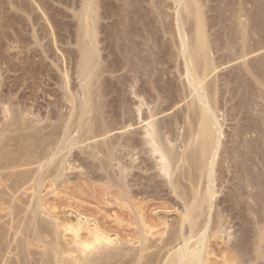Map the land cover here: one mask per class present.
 <instances>
[{"label":"bare ground","instance_id":"obj_1","mask_svg":"<svg viewBox=\"0 0 264 264\" xmlns=\"http://www.w3.org/2000/svg\"><path fill=\"white\" fill-rule=\"evenodd\" d=\"M122 1L124 6V8H122V13L124 11L123 17H125V19L119 16L124 20L121 18L123 21H118L119 23L117 22V26H114L113 29L110 28L112 30L109 32V36L113 37L112 41L114 42H112V44H114L113 46L116 48L115 52L117 51L120 54H118L121 56L119 60L122 59L123 64H120L122 61L120 62L118 60L119 64H114L115 67L112 66L114 68H110L111 66L101 63L102 61L100 62L101 64H99L101 57L99 55V50L101 51L103 48H101L99 45L100 42L97 39V23H99L98 19H101V17H99V10L102 7H100V0H81L79 11H77L76 14L74 13L78 19L76 29V44L78 48H76V50L79 56L75 77L77 81H79V88L69 87L70 83L68 84L67 81L68 73L63 71V78L59 82L63 104L60 105L59 111H56V109L53 111L55 113H53V109L51 110L52 103H50V109H48V107V110L45 108V114H42V112L39 113L40 108H38V110L32 109V103H29L30 105L28 104L29 106H27L25 104L26 101H21L23 99L13 97L10 92L6 93L4 91V93L0 89V264H258V261L264 258V249L262 248V241L264 240V199H261V197L259 198L258 196H260V194L258 193V196L255 195L256 198L258 197V200H255L253 203L251 202L253 205L255 203V207H250V214H252L251 217L255 225H252V234L249 233V235L251 234L252 236L247 238L249 241L244 239L248 232H246V228L245 230L243 229L244 227H242V224L238 225V227H242L239 228L243 229L246 235L242 234V236H245L241 237L242 230L239 229L241 233H239L240 237H238V235L235 234L238 228L236 232L231 233L229 227L232 226L227 224L228 221L223 222L224 218H222L224 217V214H222V212L224 213V209L225 216L230 213L228 217L231 218L232 210L230 209L233 207L235 208L236 206L234 205L236 203H238L236 205L240 206L243 202L240 199L245 195V190L243 191L241 182L243 185L246 184V187L250 185H252L251 187L257 186V192H259L258 190L262 187L259 177H262L263 174L260 172L261 175L257 173V170L255 171L253 169L254 167L250 170L249 167L253 165V162L251 165L248 164V166L250 165L248 167L246 164L247 161L244 159L245 157L243 158L242 156L243 153H246V155L250 154V149H252L253 152V148L256 149V153L258 154V145L251 148L250 145L246 144V146L242 141L243 144L239 143L240 141L236 139L238 141L236 145L233 144L224 147L225 151L222 156L223 163L226 162L228 164L229 160H234L233 163L236 162V165H232L235 167L232 172L236 173H234V177L238 179V184L234 185L235 187L231 190L232 192L230 191L231 193H228L230 194L231 202L233 200L235 204L232 203L233 206L230 205L229 196L226 195L227 198L223 199V201L226 202V199H228L227 205L232 206V208L228 206L230 212L228 211V214H226L228 210L226 205H224L226 208L223 206V211L219 209V211H214L215 214L212 212L213 203H216V201H213L214 198L216 199L217 196L215 197V195L218 192L216 185L217 183L219 184V182L223 184V179H225L226 175H224L222 168L217 166L218 164L221 165V163H216V157L218 155L219 157L221 156L218 154V150L221 146L220 144H222L221 137L223 135L222 126L218 119L219 116L216 112L219 106H217L219 100L216 98L218 97L216 94L218 91L216 90L217 88H215L217 85L214 83L215 81L212 77L211 79L213 81H206L207 77L211 73H214L217 67L216 63H214L215 61H213L214 59L210 56L213 44L211 42V46L209 42L211 40H209L210 32H208L207 29L208 24L206 26L205 18L207 17L202 9V7L207 8L203 5L210 0H173L174 3H180V1L183 3L182 7H180L181 9L176 11L175 29H173L175 34L171 31L176 35L175 37H177L178 40H175V37H173L174 35H170L171 38L170 36L167 38H170V40L172 39V42H170L171 44L173 43L172 46L174 48H172L175 50L173 55L176 61L183 59L181 62L183 67L178 62L176 63L175 59L173 60L176 64L174 63L173 67L175 73L179 74L178 77L184 74L185 78H182L185 79L188 85L185 89L191 94V99H189L191 101L186 102V104L188 103L187 107H185L186 109H181V111L185 109L181 116L178 109V111L173 112L171 115L169 113L168 117L166 115V117L163 118L159 117V115L163 114L168 109L170 111V108H172V106H177L178 103L174 101V97H171V94H174L173 84L169 83L170 81L168 82L166 78H163L165 75L164 72L167 71V69L165 64V68L162 63L159 64V57H161L160 52L162 53L163 51H160L159 48L161 46L158 47V43H156V40H158L156 37L158 35H154V30L150 31V29H154L150 22H152V24L155 22V24L159 26L158 29L164 28L165 25H163L162 12L159 11L160 8L157 7L155 0ZM222 1L224 0H221V2ZM229 1H231V3L234 2V0L233 2L232 0ZM235 1L237 4L243 3V0ZM255 1L252 0V2H250L252 4L253 2L255 3ZM204 2L206 3L204 4ZM224 3H227L226 0L223 4ZM257 4H259V2ZM11 5L13 6L12 3ZM252 5L254 7V4ZM16 8L18 9V7ZM111 8H113L112 5ZM145 8H148L150 11L147 12ZM256 9L257 11L254 7L253 11L255 10L258 12V8ZM241 11L243 10L238 9V11L234 13V18L232 17L234 24L228 29L232 27L230 31L236 36V38L234 37L236 39L235 41L239 43V46L238 44L237 46L235 45L238 47L236 49H238V51L241 49L239 51L240 53H237L241 54L239 57L244 58L249 52L253 51L251 53H254V50L248 49L250 32L248 28L252 29L250 25L255 22L250 21V19L256 16V12L254 11V16L251 14V17L248 14L249 12L252 13L250 9L249 12L244 10V13H242ZM149 12H151L150 14H154L153 18L151 15L150 20L152 21L149 20L150 22H148V17L150 16ZM247 16L251 18L249 19ZM256 18H254V20ZM259 19H261V17L258 18V21ZM258 21H256V24ZM250 22L252 24H250ZM148 23L151 26L150 29L148 28L150 27ZM108 26L110 25L108 24ZM256 26L254 27L256 28ZM224 28L226 29V27ZM255 28L252 29V32L256 31ZM247 30L249 31L247 32ZM164 31H166V29ZM164 31L162 30V33H164ZM168 32H170V30L167 31V33ZM104 34L107 33L104 32ZM222 34L224 33L222 32ZM232 35L230 36L231 38ZM216 37L218 38V36ZM234 38L233 40L231 39L233 42ZM218 40L219 42L221 41L220 38ZM227 40H225V42ZM224 44L226 45V43ZM3 51L1 52L3 55L0 54L1 59L3 56L2 60H4L5 57ZM163 55H165V51ZM235 56L236 59H238V54ZM116 57L115 59H117ZM3 62L4 61H2V63ZM104 62L106 61L104 60ZM170 66L171 64L169 67ZM258 66L256 67L259 68V70H263L264 67H262L261 64ZM169 67L167 66V68ZM121 70L123 73L118 75ZM251 70L252 69H250V71ZM116 72H118V76L113 79L105 76L106 74L112 76ZM255 74L257 76L255 75V80H253L256 81V86L259 87L257 89L262 91L260 92L261 95H258L261 97L263 95L264 97V80H262L264 78H259L263 77L259 76L261 73L256 72ZM262 75H264V72ZM125 85L129 88L130 97L126 96L125 90L123 89ZM189 94H187V96ZM30 99H32V97ZM253 102L255 101L253 100ZM262 105L263 104L260 105L258 110L264 107H262ZM255 106L256 105L253 103V108H255ZM62 107L63 109L65 107L66 110L63 111ZM253 108L251 107V109ZM256 108L253 109V111L256 110L257 112ZM251 109L249 108L250 111ZM260 113V118L258 117V119H255L252 117V120H250L251 122H247L249 125H252L250 127L254 133L258 132V130L261 131L260 127L263 126L262 128H264V108L262 111L260 110ZM138 123H143L140 129L137 131L131 130V132H129L130 128ZM181 123L183 124L182 129L184 128L183 133L178 132V126ZM251 128L249 129L246 127V129L249 130H251ZM118 130L122 131L121 135L113 136L111 134L114 131L118 132ZM235 131L236 133L234 135L236 136L243 133L242 131L238 134L237 130ZM10 133H15V136H8ZM261 140L262 142L260 143L259 141V143L262 145L258 146L260 148L264 145V138H261ZM232 141L234 143L235 140ZM73 147H78L82 155L84 153V156H86V158L84 157L83 159L76 158L79 161L77 162V166L74 163L77 160L72 159V161H70L66 158ZM260 148L258 149L262 151ZM225 152L226 155H224ZM71 157L72 156H70V158ZM257 157L258 156H256V158ZM85 159L90 160V162L87 161L89 164H87V162L85 163ZM76 167L82 169L84 167V172L82 171L84 177H82L85 182L84 186H88V189H81L80 185H76L77 187L75 186L74 190L76 191L77 188V193L71 192V194H76V198L77 195H83L84 192L86 197H90L92 193H90L91 191L89 192V190L93 188V185L98 184V186L102 188L103 194H109L111 203L118 206L119 210L121 212L124 211L125 215L128 216L127 220H130V222L127 223L130 224H128L129 226L127 227L133 225L131 232L126 230L127 233L124 234L127 235L131 233L128 238L127 236L122 238L124 235L119 237L120 234L118 236L115 232L116 230L113 231L112 229L111 230L115 232V234H110V227L106 229L105 226H103L104 224L101 227V224L99 225L96 220H90L88 217L80 216V213V215H75L74 219L65 217L64 219H59V217L56 216L57 214L51 212V207L53 206V209L55 208L54 205H49L50 208L46 207L47 201L44 199L46 196L44 195V197L43 194L41 195L42 189L45 186L53 189L55 185L57 188L58 184H65V182H67L65 176L68 174L66 173V175L64 172H67V169L69 171V169H74ZM113 167L116 168L115 174L111 172L112 170H108V168L111 169ZM229 167L231 166L229 165ZM217 171H219L218 174ZM228 171L230 170L228 169ZM257 174H259V176ZM63 176L65 179L62 180L61 178H63ZM216 181L219 182L216 183ZM262 185L264 186L263 182ZM79 188L81 190H78ZM261 189L263 190V188ZM79 191H82V193H79ZM261 192L264 193V190ZM254 194L255 193L250 195ZM85 195H83V198ZM255 197L253 196L252 198ZM250 198H248V200ZM251 200L253 201L254 199ZM149 203L162 206L165 204L166 207L172 205L175 207L174 210H176L177 215L170 220L166 217L160 218L157 215L159 218L157 217L158 219H154L155 221H153L152 219L155 217L151 219L147 216L148 214H146V207ZM217 203H220L218 199ZM246 204L249 205V202ZM247 205L241 206L247 208ZM215 206L217 205L215 204ZM220 206L222 208L221 203ZM241 209V211L244 212L243 207ZM247 209H249V207ZM236 210L239 211L237 208L235 211L233 209L234 212H236ZM238 211L236 213H239V216L237 215L235 217H239L237 219H240V214H242V212ZM246 212H248V210H246ZM122 214L124 215V213ZM125 215L123 217H125ZM116 216L118 217L119 215ZM119 218L121 217L119 216ZM123 219L126 220V218H122V220ZM117 220H120V223H122L121 219ZM127 229L129 230L130 228ZM212 238L216 240V242L214 241L215 247L210 245L213 243L209 244V239ZM217 239H220V244L222 243L224 245L220 247ZM246 253H248V255L250 254V258L245 259Z\"/></svg>","mask_w":264,"mask_h":264},{"label":"rangeland","instance_id":"obj_2","mask_svg":"<svg viewBox=\"0 0 264 264\" xmlns=\"http://www.w3.org/2000/svg\"><path fill=\"white\" fill-rule=\"evenodd\" d=\"M5 3H4V2ZM12 1V2H11ZM19 1V2H17ZM122 1V0H121ZM121 1L119 0H100V7L104 6L103 8L101 7L100 8V12H99V17H101V19L99 20L98 19V22L97 23V39L98 41L100 42V46L102 48V50L100 51L99 50V55L101 56L100 57V61H99V64L103 63V64H107L109 66H111L110 68H114L116 64H119V61L121 62L122 59L119 60V58H121V56H119L120 54L116 51L115 52V47L113 46L114 44H112V41L113 40V37H110V31L114 28V26H117V22L118 21H121L123 18L125 19V17H123V13H122V8H124L123 6V1L121 3ZM207 1V0H205ZM225 1V0H224ZM221 2V0H210L208 1V3L204 2L205 7L207 8H204L202 7L203 11L205 12L206 14V26L208 24V32L209 33V41L210 42V45L212 46L213 44V47H211V52H210V56L212 57V59H214L213 61H215L214 63H216L217 67L216 69L214 70V73H211L206 81H215L214 83H216V87L217 88L216 90L218 92H216L217 96V100L218 101V111L217 114H218V119H219V122L222 126V131H223V135L221 137V140H222V144H220L221 146L219 147V150H218V154H220L221 156L219 157V155L216 157V163L218 164L219 162L221 163L218 164L217 166L218 167H221L222 170L224 171V175H226L225 179H223V184H220L219 181H216L219 182V184L217 183L216 185V189H218V192L216 193L215 197L216 199L214 198V201H216V205L213 203V207H212V212L214 213V211H220L224 208L227 207V209L229 208L228 206L235 204V202L233 203V200L231 202V199H230V194L228 193H231L232 189H234V185L238 184V179H236L235 174L232 172L234 171L235 167H233L235 163L234 160H229L228 161V164L232 167H229V165L222 161L223 159V152L225 151V146H230V145H233V144H237L238 141H240L239 143H244L245 145L248 144L252 147H256L257 145H262L260 144L262 142L261 138H264V128L260 127V130L262 131H259L254 133L252 131V128L250 126H252L251 124L249 125L248 123H250L252 120V117L255 118V119H258V117L260 118V110L262 111V109L264 108V99H261V98H264L263 95L262 97L260 96L262 91H260V89L258 90L256 86V81L254 76L256 75L255 73H261L259 76H263V77H259L260 79L261 78H264V75L263 74V70H259V68H257L256 66H258L259 64L262 65V67H264V0H253L255 1V3L253 2L252 4H254V7H255V10L257 11L256 8H258V12L261 13L259 14L258 12H256L255 10V17L257 18L254 20V18L252 17V15L254 16V7L253 5L251 4L252 0L248 1V0H243V3H239L237 4L236 1L232 0L233 3H231V1H229V3L232 4H229L228 1L226 0L227 3H224ZM246 1V2H244ZM3 2V3H2ZM14 2V3H13ZM67 2H68V5H67ZM71 2V3H70ZM117 2V3H116ZM155 2L157 3V7L160 8L159 11L162 12V17H163V25L164 28L166 29V31H164L165 29L164 28H159V26L157 24H152V20H150L151 18V15H152V18L154 16V14H150L151 12H149V19H148V22H150L151 25H153L152 27L154 29H150L151 26L150 24L148 23V27L150 29V31H153L154 30V35L156 34V38H158V40H156V43L158 47H160V51H163L162 53L164 54V51H165V55H163L161 52H160V55L161 57L160 58V63H162L163 67L165 68L166 66V69L167 71L164 72V77L163 78H166L167 81L171 84H173L174 86V94L172 93L171 94V97H174V101H177L176 103H178L177 106L170 108L171 110L169 111V109L164 112L163 114L159 115V117H167L169 116V113L170 115L175 112V111H179L180 112V116L183 114L184 110L186 109L185 107H187V104L186 102H190L191 99V94H189L188 90L185 89V87L187 85L186 81H185V76L184 74L180 77H178L179 74L175 73L174 71V55L173 53L175 52V50L173 49L174 47L172 46L171 44V36L170 35H174L175 34V31L173 29H175V15H176V11L180 10L182 7V1H180V3H174L173 0H155ZM259 2V4H257ZM11 3L13 4V6L11 5ZM16 3V4H15ZM24 3V4H23ZM62 3V4H61ZM80 3H81V0H0V46L3 47L0 49V54L1 52L3 51L4 54H5V57H4V60L3 59V56H2V59H1V55H3V53L0 55V59L2 61H4L2 63V61L0 60V89L2 92H6V93H9L13 95V97H18L20 99H23L21 100L22 102L26 101L25 104L27 106H29L31 103H32V109H36L38 110V108H40L39 110V113L42 112V114H45L46 113V109L48 107V109H50V103L51 104V110L52 112L55 111H59L58 109L60 108V105H62V91L60 90L61 88L59 87L60 84L59 82L62 80L63 78V71L67 72V78H68V84H69V87H72V88H79V81H77V78L75 77L76 76V73H75V70H76V66H77V61H78V52L76 50V48H78L77 44H76V40H77V24H78V19L76 18V13L77 11H79L80 9ZM213 3V4H212ZM19 4V5H18ZM26 4V5H25ZM77 4V5H76ZM108 4V5H107ZM119 4V5H118ZM221 4V5H220ZM234 4V5H233ZM18 5V6H17ZM111 5L113 8H111ZM122 5V7H121ZM207 5V6H206ZM212 5V6H211ZM225 5V6H224ZM247 5V7H246ZM256 5V6H255ZM258 5V6H257ZM66 6V7H65ZM75 6V7H74ZM146 6L148 7V5L146 4ZM221 6V7H220ZM230 6V7H229ZM236 6V7H235ZM18 7V9L16 8ZM24 7V8H23ZM27 7V8H26ZM29 7V9H28ZM68 7V8H67ZM109 7V8H108ZM209 7V8H208ZM234 7V8H233ZM253 7V8H252ZM261 7V8H260ZM21 8V9H20ZM117 8V9H116ZM224 8V9H223ZM233 8V9H232ZM252 8V9H251ZM70 9V10H69ZM102 9V10H101ZM115 9V10H114ZM148 11H150L148 8H145ZM216 9V10H215ZM221 9V10H220ZM231 9V10H230ZM238 9H241V10H247V12H249V9L252 13H248L249 16L252 17V19H250L248 16V18L250 19V21L252 22H255L254 24H252L250 22V27H252V29H254L257 24L258 25L256 26L255 30L256 31H253L252 32V29L251 28H248L250 30V33L249 32V38H248V49H252L254 50V53H251L249 52L247 56H244V58L242 57H239V54L240 50L238 51V46H239V43H237L235 40L236 36L232 33V31H230V29H228L231 25L234 24V20H233V15L234 13H236V11H238ZM261 9V10H260ZM18 10V11H17ZM29 10V11H28ZM106 10V11H105ZM118 10V11H117ZM32 11V12H31ZM103 11V12H102ZM108 11V12H107ZM117 11V12H116ZM243 11H241L242 13H244ZM73 12V13H72ZM111 12V13H110ZM213 12V13H212ZM226 12V13H225ZM24 13V14H23ZM75 13V14H74ZM108 13V14H107ZM117 15H116V14ZM241 13V14H242ZM258 13V14H257ZM12 14V16H11ZM73 14V15H72ZM122 14V15H120ZM252 14V15H251ZM31 15V16H30ZM261 17V19H259L258 21V18ZM26 16V17H25ZM73 16V18H72ZM75 16V17H74ZM113 16V17H112ZM115 16V17H114ZM119 16H122L121 18ZM205 16V15H204ZM18 17V18H17ZM34 17V18H33ZM109 17V18H108ZM112 17V18H111ZM117 17V18H116ZM233 17V18H232ZM245 17V18H247ZM75 18V19H74ZM120 18V19H119ZM219 18V20H218ZM244 18V17H243ZM241 18V19H243ZM77 19V20H76ZM123 19V20H124ZM146 19V20H147ZM208 19V20H207ZM217 19V20H216ZM227 19V20H226ZM231 19V20H230ZM5 20V21H4ZM35 20V21H34ZM108 20V21H106ZM122 20V21H123ZM150 20V21H149ZM154 20V19H153ZM174 20V21H173ZM244 20V19H243ZM254 20V21H253ZM30 21V22H29ZM209 21V22H207ZM220 21V22H219ZM228 21V22H227ZM232 21V22H231ZM248 21V19H247ZM256 21L260 22L256 24ZM28 22V23H27ZM105 22V23H104ZM110 22V23H109ZM115 22V23H114ZM212 22V23H211ZM226 22V23H225ZM263 22V23H262ZM3 23V24H2ZM31 23V24H30ZM36 25H35V24ZM112 23V24H111ZM119 23V22H118ZM222 23V24H221ZM231 23V24H230ZM262 23V24H261ZM5 24V25H4ZM50 24V26H49ZM106 24V25H105ZM108 24L110 26H108ZM214 24V25H213ZM48 25V26H47ZM52 25V27H51ZM62 25V26H61ZM170 25V26H169ZM217 25V26H216ZM220 25V26H219ZM227 25V26H226ZM100 26V27H99ZM187 26V24H186ZM4 27V28H3ZM109 27V28H108ZM174 27V28H173ZM226 27V29L224 28ZM3 28V29H2ZM31 28V30H30ZM39 28V29H38ZM41 28V29H40ZM62 28V29H61ZM104 28V30H103ZM112 28V29H110ZM221 28V29H220ZM224 28V29H223ZM38 29V30H37ZM46 29V30H45ZM53 29V30H52ZM110 29V30H108ZM157 29V30H156ZM210 29V30H209ZM261 29V30H260ZM3 30V31H2ZM35 30V31H34ZM66 30V31H65ZM71 30V31H70ZM73 30V31H72ZM162 30L164 31V33H162ZM167 33V31H169ZM225 30V32H224ZM247 30V32L249 31ZM33 33H32V32ZM108 31V32H106ZM174 32V34L172 32ZM31 32V33H30ZM39 32V33H38ZM71 32V33H70ZM73 32V33H72ZM103 32V33H102ZM107 33V34H104ZM156 32V33H155ZM214 32V33H213ZM222 32L224 34H222ZM227 32V33H226ZM256 32V33H255ZM36 33V34H35ZM48 33V34H47ZM166 33V34H165ZM172 33V34H171ZM230 33V34H229ZM4 36H3V35ZM17 34V36H16ZM99 34V35H98ZM153 34V33H152ZM165 34V35H164ZM169 34V35H167ZM213 34V35H211ZM234 36H233V35ZM8 37H7V36ZM40 35V36H39ZM43 35V36H42ZM52 35V37H51ZM54 35V37H53ZM72 35V36H71ZM76 35V36H75ZM108 35V36H106ZM211 35V36H210ZM227 35V36H226ZM232 35V38L230 37ZM252 35V36H251ZM258 35V36H257ZM56 36V37H55ZM62 36V37H61ZM161 36V37H160ZM170 38L168 39L167 37ZM176 35H174L173 37H175ZM215 36V37H214ZM218 36V38L216 37ZM229 36V37H228ZM72 37V38H70ZM74 37V38H73ZM104 37H105V41H104ZM110 37V38H109ZM160 37V38H159ZM190 37V36H189ZM235 37V38H234ZM11 38V39H9ZM61 38V39H60ZM102 38V39H101ZM107 38V40H106ZM223 42H219V39ZM230 39V40H227V39ZM234 38V42L232 41ZM252 38V39H251ZM74 39V40H73ZM101 39V40H100ZM111 39V40H110ZM232 39V40H231ZM251 39V40H250ZM16 40V41H15ZM21 40V41H20ZM41 40V41H40ZM65 42H64V41ZM164 40V41H163ZM175 40H178L177 37H175ZM174 40V41H175ZM225 40H227L225 42ZM4 41V42H3ZM31 41V42H30ZM34 41V43H33ZM44 41V42H43ZM70 43H69V42ZM162 41V42H160ZM171 41V42H170ZM231 43H229V42ZM9 42V43H8ZM37 42V43H36ZM39 42V44H38ZM58 42V43H57ZM75 42V43H74ZM212 42V44H211ZM219 42V43H217ZM236 42V43H235ZM251 42V43H249ZM259 42V43H258ZM5 43V44H4ZM13 43V44H12ZM30 43V44H29ZM110 43V44H108ZM163 43V44H162ZM167 43V44H166ZM218 45H217V44ZM222 43V44H221ZM226 43V45L224 44ZM233 43V44H232ZM4 44V45H3ZM10 44V45H9ZM15 44V45H14ZM34 44V46H33ZM166 44V45H165ZM32 45V46H30ZM110 45V46H108ZM164 45V46H162ZM229 45V46H227ZM236 45V46H235ZM252 45V46H251ZM263 45V47H262ZM30 46V47H29ZM36 46V47H35ZM76 46V47H75ZM99 46V48H100ZM169 46V47H168ZM223 46V47H222ZM225 46V47H224ZM235 46V47H234ZM9 47V49H8ZM29 47V48H28ZM34 47V48H33ZM165 47V48H164ZM167 47V48H166ZM173 47V48H172ZM231 47V48H230ZM259 47V48H258ZM6 48V49H5ZM38 48V49H37ZM45 48V49H44ZM74 48V49H73ZM100 48V49H101ZM170 48V49H169ZM213 48V49H212ZM225 48V49H224ZM254 48V49H253ZM255 48H258V49H255ZM162 49V50H161ZM165 49V50H164ZM227 49V50H226ZM230 49V50H228ZM2 50V51H1ZM50 50V51H49ZM174 50V51H173ZM217 50V51H216ZM10 51V52H9ZM29 51V52H28ZM221 51V52H220ZM256 51V52H255ZM21 52V53H20ZM44 52V53H43ZM73 52V53H72ZM112 52V53H111ZM171 52V53H170ZM235 54H234V53ZM239 52V53H237ZM28 53V54H27ZM42 53V54H41ZM61 53V54H60ZM110 53V54H109ZM234 55H233V54ZM238 54V59H236V56ZM15 54V55H14ZM35 54V56H34ZM105 54V55H104ZM119 54V55H118ZM75 55V56H73ZM109 55V56H108ZM112 55V56H111ZM50 56V57H49ZM68 58H67V57ZM103 56V57H102ZM105 56V57H104ZM111 56V57H110ZM117 56V57H116ZM224 56V57H223ZM232 56V57H231ZM235 56V57H234ZM13 59H11V58ZM15 57V58H14ZM33 57V59H32ZM43 57V58H42ZM49 57V58H48ZM72 57V58H71ZM115 57L117 59H115ZM169 57V58H168ZM231 57V59H230ZM235 59H234V58ZM29 58V59H28ZM42 58V59H41ZM108 58V59H107ZM163 58V59H161ZM245 59V60H244ZM12 60V61H11ZM104 60L106 62H104ZM111 60V61H109ZM119 60V61H118ZM164 60V61H163ZM171 60V61H170ZM228 60V61H227ZM18 61V62H17ZM67 61V62H66ZM102 61V62H101ZM118 61V63H117ZM164 63H163V62ZM168 61V62H167ZM176 61V59H175ZM183 59H179V61H176V63L178 62L179 64L182 65V62ZM33 62V63H32ZM101 62V63H100ZM113 62V63H112ZM115 62V63H114ZM226 62V63H225ZM229 62V63H228ZM241 62V63H240ZM262 62V63H261ZM9 63V64H8ZM43 63V64H42ZM53 63V64H52ZM175 63V64H176ZM30 64V65H29ZM113 64V65H111ZM115 64V65H114ZM120 64H123V61L122 63ZM165 64V66H164ZM167 64V65H166ZM171 64V68L169 67V65ZM240 64V66H239ZM250 64V65H249ZM258 64V65H257ZM242 65V66H241ZM249 65V66H247ZM74 66V68H73ZM114 66V67H112ZM167 66L169 68H167ZM243 66H246V67H243ZM8 67V68H7ZM23 67V68H22ZM173 67V68H172ZM183 67V65H182ZM182 67H180L181 69H183ZM239 67V68H238ZM241 67V69H240ZM258 69H256V68ZM260 67V66H258ZM237 68V69H236ZM248 68V69H247ZM261 68V67H260ZM165 69V70H166ZM250 69H256L254 74H253V71L251 72ZM237 70V71H235ZM259 71V72H258ZM260 71H263V72H260ZM121 72V73H120ZM118 74V72L114 73L113 75L115 76H111L110 74H106L105 76L106 77H111L112 79L115 78L116 76L120 75L123 73V71L121 70ZM240 72V73H239ZM239 75H238V74ZM247 73V74H245ZM61 74V75H60ZM71 74V76H70ZM118 74V75H117ZM173 74V75H172ZM176 76H175V75ZM237 74V75H236ZM242 74V75H241ZM244 74V75H243ZM110 75V76H109ZM232 75V76H231ZM236 76V77H235ZM239 76V77H238ZM257 76V75H256ZM255 76V77H256ZM172 77V78H171ZM184 77V78H182ZM212 77V79H211ZM242 77V78H240ZM60 78V79H59ZM74 78V79H73ZM76 78V79H75ZM165 79V80H166ZM172 79V80H171ZM209 79V80H208ZM244 79V80H243ZM254 79V80H253ZM13 80V81H12ZM234 80V81H233ZM237 80H240V81H237ZM246 80V81H245ZM264 80V79H262ZM55 81V82H54ZM4 82V83H3ZM17 82V84H16ZM58 82V84H57ZM74 82V83H73ZM72 83V84H71ZM239 83V84H238ZM243 83V84H242ZM250 83V84H249ZM16 84V85H15ZM181 84V85H180ZM185 84V85H184ZM15 85V86H13ZM59 89H58V87ZM182 86H183V89H182ZM249 86V87H248ZM179 87V88H178ZM250 88V90H249ZM256 88V89H255ZM10 89V90H9ZM123 89L125 90V93H126V96L127 97H130L129 95V91H128V86L125 85V87H123ZM246 89V90H245ZM50 90V91H49ZM122 90V89H121ZM238 90V91H237ZM13 91V92H12ZM179 93H178V92ZM231 93H230V92ZM259 91V92H258ZM4 92V93H5ZM50 92V93H49ZM61 92V93H60ZM187 92V93H186ZM239 92V93H238ZM254 92V93H253ZM16 93V94H15ZM220 93V94H219ZM233 93V94H232ZM186 94V95H184ZM187 94H189L187 96ZM246 94V95H245ZM255 94V95H254ZM260 94V95H258ZM15 95V96H14ZM52 95V96H51ZM174 95V96H173ZM184 95V96H183ZM249 97H248V96ZM258 95V96H257ZM186 96V97H185ZM252 96V97H251ZM257 96V97H256ZM32 97V99H30ZM53 97V98H52ZM179 100H178V98ZM189 97V98H188ZM256 97V98H255ZM260 97V98H259ZM176 98V99H175ZM244 98V99H243ZM258 98V99H257ZM17 99V98H15ZM18 99V100H20ZM29 99V100H28ZM189 101H188V100ZM243 99V100H242ZM249 99V100H248ZM255 102H253V100ZM173 100V99H172ZM187 100V101H186ZM263 100V101H262ZM46 101V102H45ZM53 101V102H52ZM179 101V102H178ZM260 103H259V102ZM258 102V103H257ZM263 102V103H261ZM30 103V104H29ZM49 106H48V104ZM54 103V104H53ZM182 103V104H181ZM185 103V104H184ZM253 103L255 106V108L257 109V112L256 110L253 111ZM256 103V104H255ZM29 104V105H28ZM58 104H59V107H58ZM181 104V105H180ZM184 104V105H183ZM236 104V105H235ZM245 104V105H244ZM262 105L263 108L259 109L260 108V105ZM163 105V103H162ZM182 106V107H181ZM237 106V107H236ZM251 107L253 109H251ZM46 108V109H45ZM185 108L184 110L181 111V109ZM220 108V109H219ZM243 108V109H242ZM249 108L251 109V111L249 110ZM47 109V110H48ZM63 109V107H62ZM61 109V110H62ZM66 110L65 107L63 109V111ZM253 111V112H252ZM244 112V113H243ZM248 112V114H247ZM252 112V113H251ZM55 113V112H53ZM254 113V114H253ZM246 114V115H245ZM253 114V115H252ZM223 115V116H222ZM257 115V116H256ZM259 115V116H258ZM263 116V115H261ZM251 117V119H250ZM249 119V120H248ZM248 120V121H247ZM248 122V123H247ZM223 123V124H222ZM238 123V124H237ZM248 125H247V124ZM258 123V122H257ZM141 124L143 123H138V124H135L133 127L130 128L129 132L132 131H137L140 129V126ZM182 125V126H181ZM242 125V127H241ZM244 125H247V126H244ZM259 125V124H258ZM239 126V127H238ZM183 127V124L181 123L179 126H178V132L179 133H183L184 131V128L182 129ZM237 127V129H236ZM247 128H251V130L249 129H246ZM133 128V129H132ZM244 128V129H243ZM53 129V128H52ZM55 130V129H54ZM241 133L243 131L242 134H239V135H234L236 133V131ZM248 131V132H247ZM115 132V133H114ZM112 132L111 134L114 136H119L121 135L122 131H114ZM117 132V133H116ZM234 132V133H233ZM253 132V133H252ZM261 132V133H260ZM233 135H232V134ZM246 133V134H244ZM249 133V134H248ZM258 133V134H257ZM263 133V134H262ZM129 134V133H127ZM125 134V135H127ZM252 134V135H251ZM260 134V135H259ZM10 135V137L12 136H15V133H10L8 134V136ZM251 135V136H250ZM262 135V136H261ZM229 136V137H228ZM233 136V137H232ZM244 137V140H243V137ZM248 136V137H247ZM256 136V137H255ZM235 137V138H234ZM238 137V138H236ZM231 138V139H230ZM233 138V139H232ZM238 141H237V140ZM247 139V140H246ZM255 139V141H254ZM232 140H235L234 143ZM250 140V141H248ZM242 141V142H241ZM246 141V143H245ZM260 141V143H259ZM91 142V141H90ZM236 142V143H235ZM252 142V143H251ZM238 143V144H239ZM242 143V144H243ZM225 144V145H224ZM255 145V146H254ZM81 146V145H80ZM84 146V145H83ZM247 146V145H246ZM257 146V151H258V154L256 153V149L253 148L255 150H253L252 152V149H250V152H247V153H250V154H247L246 153H243V158L247 161L246 164L248 166V164L251 165V163L254 165H252L250 168V170L252 169V167H254L253 169L257 172V173H262V177L260 176V186L261 188H263L264 190V186L262 185V182L264 184V179H263V176H264V145L260 147ZM258 148L262 149L259 150ZM80 149L78 147H73L70 152L67 154V157L70 161H72V159H75L77 160L76 158L78 159H83L84 157L86 158V156H84L85 154L82 153L79 151ZM245 151V150H244ZM243 151V152H244ZM247 151V150H246ZM261 152V154H260ZM263 153V154H262ZM72 154V155H71ZM75 154V156H74ZM80 155V156H79ZM224 155H226V152L224 153ZM70 156H72L70 158ZM79 156V157H78ZM256 156H258L256 158ZM221 161H220V159ZM260 157V158H259ZM262 157V158H261ZM250 159H253V160H250ZM257 159V160H256ZM68 160V161H69ZM85 163L88 161L90 162L89 159H85ZM244 160V161H245ZM218 161V162H217ZM77 162H79L78 160L75 163V165L77 166ZM87 162V164H89ZM152 162V161H151ZM232 162V163H231ZM250 162V163H249ZM260 162V163H259ZM263 162V163H262ZM231 163V164H230ZM92 164V163H91ZM224 164V165H223ZM260 164V165H259ZM227 165V166H226ZM233 165V166H232ZM236 165V164H235ZM226 166V167H225ZM225 167V168H224ZM259 167V168H258ZM263 167V168H262ZM82 168L80 167H76L74 169H68L66 170L67 172H64L67 176L66 179H67V182L62 183V185L58 184L57 188H56V185L53 187V189H50V187H44L42 189V193L41 195L43 194V196L45 197L44 199L47 201V204H46V207L50 208L51 205H54V209H53V206L51 207V212L53 214H57L56 216L59 217V219H64L65 218H72L74 219L75 218V215H80V216H85V217H88L90 218V220H96L98 222V224L102 227L105 226V228L107 229L108 227H110V231L112 235L115 234V232L118 234H120L119 237H122L124 234H126V230L128 232H131V229H133V225L131 227H127L129 226L128 224L130 223H127V222H130V220L128 221L127 217L125 215V212H121L119 210V207L116 206L114 203H111V200L109 199V194L108 195H105L103 194L104 192H102V188H100V186H98V184H95L93 185V188L91 190H89L90 193H92V195L90 197H86V195L84 194L83 192V195L84 198H83V195L79 194V196L77 195L76 198H75V195L74 193L71 194V192H75L77 193V188H76V191L74 190L75 186L76 185H80V188L81 189H85L87 190L88 189V186L85 187L84 185V174H82L84 172V167L83 169L81 170ZM226 169V170H225ZM228 169L230 171H228ZM233 169V170H232ZM109 171H111L113 174L116 173V168L113 167L111 169L108 168ZM259 170V171H258ZM83 171V172H82ZM115 171V172H114ZM253 171V170H252ZM110 172V173H111ZM111 173V174H112ZM219 173V171H217V174ZM259 173V174H260ZM82 174V175H81ZM259 174H257L259 176ZM261 175V174H260ZM63 176V178H61L62 180L65 179V177ZM83 176V177H82ZM68 177V178H67ZM83 179H82V178ZM234 177V178H233ZM263 180H262V179ZM59 179V180H61ZM258 179V178H257ZM70 182V185H69V182ZM227 181V182H226ZM241 182V181H240ZM239 182V183H240ZM64 184V185H63ZM68 184V185H67ZM47 185V184H45ZM222 187H220V186ZM241 185H242V189L244 191V194L241 202L244 203V204H240L239 205H236L238 203H236L234 206H236L235 208L232 206H230L232 209L231 212L233 213L235 211V209H239V211H241L242 207H243V210L244 212H242V214H240V219H237L239 217H235V216H239V213H236L238 210H236V212H234L233 214L231 213V218H229L228 216L230 215H226L225 216V209H224V213L222 212V214H224V220L223 222L225 221H228L227 224H229V226H232V227H229V230L231 231V233L233 232H236L237 231V228H238V231L235 233L238 235V237H244L246 234V232H248V234L246 235V238L244 237L245 240H248L247 238H249L250 236H252V232L251 230H253V226L255 225L254 224V220H252L253 218L251 217L252 214H250V207H255V203L254 205L252 204L253 202H255V200H258V197L261 199L264 195L263 191L261 188L258 190L259 192H257V189L255 186L251 187L252 185L250 186H247L246 187V184H242L241 182ZM240 185V186H241ZM49 186V185H47ZM71 188H70V187ZM218 186V188H217ZM65 187V188H64ZM69 189H68V188ZM77 187V186H76ZM255 187V188H254ZM49 188V190H48ZM56 188V189H55ZM59 188V189H58ZM78 189V190H81V189ZM247 188V189H246ZM252 188V189H251ZM68 189V191H67ZM72 189V190H71ZM53 190V191H51ZM71 190V191H70ZM74 190V191H73ZM95 192H93V191ZM223 190V191H222ZM248 190V191H247ZM69 193H67V192ZM231 191V192H230ZM66 193V194H65ZM79 193H82V191ZM220 195H219V194ZM255 193L254 195H250V194H253ZM257 193V194H256ZM258 193L260 194V196H258ZM262 193V195H261ZM56 194V195H55ZM74 194V196H73ZM94 194V195H93ZM222 194V195H221ZM249 194V195H248ZM96 195V197H95ZM229 199V202H231L230 205H227L228 204V199H226L227 201H223V199L227 198ZM258 196L257 198L255 197ZM94 196V197H93ZM225 196V197H224ZM250 196V197H248ZM255 197V198H252V197ZM71 197V198H70ZM74 197V198H72ZM78 197V198H77ZM86 197V198H85ZM246 197V198H245ZM248 198H250L248 200ZM217 199H218V202L220 201L221 205H222V208L220 206V203L218 204L217 203ZM251 199H254L253 201ZM222 200V201H221ZM261 201V200H260ZM159 202V201H157ZM240 202V201H239ZM249 202V205H247L246 203ZM252 202V203H251ZM156 203V202H155ZM223 203V204H222ZM233 203V204H232ZM251 203V205H250ZM50 205V206H49ZM165 204L162 205H159V204H151L149 203V205L146 207V214H148L147 216L150 217L152 219V217H155L153 218L152 220L155 221L156 219H158L159 217L161 218H168L169 220L174 217L175 215H177L176 213V210L175 207H173L172 205L170 206H167L166 205L164 206ZM226 205V207L224 206ZM241 205H247V208L249 207V209L245 208L244 206H241ZM219 206V207H218ZM224 206V208H223ZM238 206V207H237ZM118 207V208H117ZM241 207V208H240ZM215 208V209H214ZM245 208V209H244ZM217 209V210H216ZM226 209V210H227ZM227 210L226 214H228V211L230 212V210ZM234 209V211H233ZM261 209V208H260ZM259 209V210H260ZM174 210V211H173ZM246 210H248V212H246ZM238 211V212H239ZM82 212V213H81ZM120 214H119V213ZM240 212V213H241ZM260 212V211H259ZM80 213V214H79ZM124 213L125 217H123L124 215L122 214ZM119 215L121 218H119V216L117 217L116 215ZM151 214V215H150ZM215 214V213H214ZM247 214V215H246ZM159 217H158V216ZM42 216V215H41ZM158 217V218H157ZM170 217V218H169ZM242 217V219H241ZM244 217V218H243ZM249 217V218H248ZM251 217V218H250ZM121 219V222L120 223V220L118 221L117 219ZM122 218H126V220H122ZM155 219V220H154ZM237 219V220H236ZM252 220V221H251ZM117 221V222H116ZM232 221V223H231ZM241 221V222H240ZM244 221V223H243ZM251 221V222H250ZM127 225H126V223ZM120 223V224H119ZM236 223V224H235ZM250 225H249V224ZM119 224V225H118ZM125 224V225H124ZM226 224V223H225ZM235 224V225H234ZM242 224V227H244L243 229L245 230L246 228V232L243 231V229H240L242 227H238V225H241ZM244 224V225H243ZM246 224V225H245ZM247 224H248V227H247ZM254 224V225H253ZM123 225V226H122ZM253 225V226H252ZM228 226V225H227ZM252 226V227H251ZM161 227V226H160ZM252 229H251V228ZM127 228H130L129 230ZM108 229V230H109ZM115 231V232H113ZM242 230V233L239 231ZM234 230V231H232ZM118 231V232H117ZM244 232V233H243ZM114 233V234H113ZM241 233V235L239 234ZM249 233H251L249 235ZM242 234H245L244 236H242ZM131 233L127 234V235H124V237L122 238H125V236H130ZM240 235V236H239ZM248 236V237H247ZM237 237V239L239 240V238ZM212 238V239H209V244L210 243H213V244H210L212 247H215V243L214 241L216 242V240ZM241 239V238H240ZM211 240V241H210ZM218 241V245L221 247L223 246L224 244H220V239H217ZM222 241V239H221ZM263 245H262V248L264 249V240L262 241ZM217 245V246H218ZM262 249V250H263ZM249 252V251H247ZM250 253V252H249ZM247 255H245V259L247 258H250V254L248 255V253H246ZM264 254V252H263ZM252 255V254H251ZM264 257V256H263ZM262 257V258H263ZM261 260V261H260ZM259 261L262 262L260 263L258 261V264H264V258L263 259H260Z\"/></svg>","mask_w":264,"mask_h":264}]
</instances>
